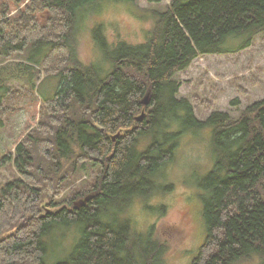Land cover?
<instances>
[{"label":"trees","instance_id":"16d2710c","mask_svg":"<svg viewBox=\"0 0 264 264\" xmlns=\"http://www.w3.org/2000/svg\"><path fill=\"white\" fill-rule=\"evenodd\" d=\"M9 1L17 9L22 3L7 0L2 10L0 111L13 81L35 88L53 77L59 87L41 101L37 126L0 159V169L10 164L16 173L0 185V264H48L56 258L55 244L49 246L56 230L79 239L55 264H157L166 245L136 233L126 216L158 192L180 139L203 131L214 164L201 185L206 235L192 264H264V99L235 118L212 111L199 120L179 98L176 80L196 58L239 52L263 33L264 0H171L163 11L136 8L151 23L146 40L110 44L97 27L100 59L90 65L78 58V11L136 0H33L8 17ZM234 40L238 47L227 48ZM58 52L66 58L46 68Z\"/></svg>","mask_w":264,"mask_h":264},{"label":"rangeland","instance_id":"374dc122","mask_svg":"<svg viewBox=\"0 0 264 264\" xmlns=\"http://www.w3.org/2000/svg\"><path fill=\"white\" fill-rule=\"evenodd\" d=\"M20 1L18 9L9 1L7 7L11 9L8 17L18 10L25 11L27 5H33V0ZM170 1L136 0L130 6L104 2L82 8L76 19L78 58L87 65L100 59L93 37V30L97 27L101 28L110 44L119 41L128 44L144 42L151 23L142 20L136 8L163 11ZM6 3L7 0H0V20ZM235 41L238 40L228 43L227 48L238 47ZM62 56L65 57V54L59 52L52 55V61L46 68L57 67ZM8 62L11 61L1 65ZM176 80L180 83L179 98L193 105L197 119L207 118L212 111L225 112L235 118L240 110L264 99V32L239 52L196 58L186 71L177 74ZM58 87L59 80L53 77H47L35 88L11 82L10 98L2 104L5 111H0V118L4 121L0 129V159L13 154L15 145L37 126L41 101L54 97ZM238 89H243L245 96ZM234 101H237L235 105L232 104ZM209 137V131H203L199 134L187 133L181 138L175 159L164 171L166 177L158 180V192L147 201H137L126 216L136 233L143 238L150 235L166 245L167 251L157 264H192L204 242L206 232L198 207L199 202L203 204L201 197L205 195L201 189L203 179L214 164L207 141ZM149 143L150 139L142 140L144 146L138 145V151H144ZM6 166L0 169V185L16 176L10 164ZM87 173H83L84 179H89ZM166 187L170 188L169 192H163ZM161 209H164L163 213ZM73 233L76 234L74 230ZM71 235L70 232L55 231V238L49 240V246L55 244L50 246V250L56 258L48 260V264L62 261L72 252L79 235L77 239Z\"/></svg>","mask_w":264,"mask_h":264},{"label":"water","instance_id":"95a60500","mask_svg":"<svg viewBox=\"0 0 264 264\" xmlns=\"http://www.w3.org/2000/svg\"><path fill=\"white\" fill-rule=\"evenodd\" d=\"M143 105H147V100L145 99L143 102H142ZM143 117V115H141L139 118H137V121H140L141 118ZM88 201V198L86 197L82 202H80L79 204H75V207L78 208L79 205H84L86 202Z\"/></svg>","mask_w":264,"mask_h":264},{"label":"bare ground","instance_id":"6f19581e","mask_svg":"<svg viewBox=\"0 0 264 264\" xmlns=\"http://www.w3.org/2000/svg\"><path fill=\"white\" fill-rule=\"evenodd\" d=\"M143 113V112H142ZM136 120H137V118H136ZM117 135H119V134H117ZM115 138L116 137H113V141L115 140ZM45 203V202H44ZM77 204H79V203H77ZM48 208V207H47ZM58 210V209H57ZM56 211V210H55ZM57 213V212H56Z\"/></svg>","mask_w":264,"mask_h":264}]
</instances>
